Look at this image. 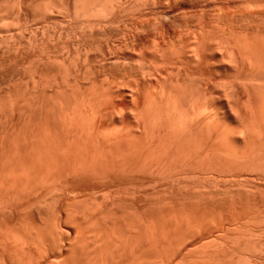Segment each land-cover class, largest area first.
Here are the masks:
<instances>
[{
    "label": "bare ground",
    "instance_id": "bare-ground-1",
    "mask_svg": "<svg viewBox=\"0 0 264 264\" xmlns=\"http://www.w3.org/2000/svg\"><path fill=\"white\" fill-rule=\"evenodd\" d=\"M0 264H264V0H0Z\"/></svg>",
    "mask_w": 264,
    "mask_h": 264
}]
</instances>
